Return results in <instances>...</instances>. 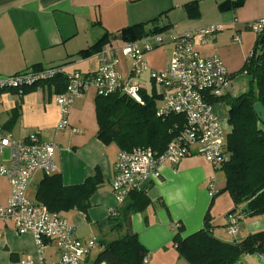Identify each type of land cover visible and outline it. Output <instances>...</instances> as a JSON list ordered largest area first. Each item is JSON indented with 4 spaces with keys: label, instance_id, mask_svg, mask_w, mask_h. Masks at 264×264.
<instances>
[{
    "label": "crops",
    "instance_id": "obj_1",
    "mask_svg": "<svg viewBox=\"0 0 264 264\" xmlns=\"http://www.w3.org/2000/svg\"><path fill=\"white\" fill-rule=\"evenodd\" d=\"M193 1L198 3V18H190L185 10V5ZM226 1L233 0H0V76L48 66H62L65 73L95 72L97 55L103 50H109L118 58L116 69L126 76L131 62L119 49L131 42L122 41L119 31L129 25L150 23L153 19L158 26L169 28L158 33L166 45L143 55L148 70L136 82L144 87L147 95H151L150 71H163L168 66L173 48L171 38L202 26L220 25L224 30L206 41L196 37L194 49L202 57L217 55L233 75L254 46L256 34L247 30L246 24L264 16V0H242L238 6L220 9L219 4ZM236 34L239 42L232 40ZM104 35L106 41L99 52L87 57L78 54ZM144 38L147 36L141 39ZM150 89L157 94L152 84ZM56 95L55 85L50 82L22 91H1L0 125L16 138L38 134L42 141L56 144V173L64 186L80 184L96 170L101 173L103 182L90 197L85 213L60 212L74 227L77 238L83 241L96 238L100 246L99 241L104 239L99 237L98 230L106 235L115 232L110 231L107 219L119 206L111 190L119 150L97 139L96 94L92 89L74 99L68 114L69 125L61 131L56 130L60 120ZM217 110L220 108L214 107L218 115ZM161 175L146 192L149 206L130 217V230L147 251L145 264H187L178 256L172 242L176 225L181 226L179 233L185 238L202 229L206 212L212 218V234L222 241H241L250 234L264 231V215L244 217L236 211L238 233L233 240L226 237L227 213L233 208V202L227 193H218L225 185L223 173L213 169L201 156L192 154L177 166H163ZM44 177L42 173L34 174L28 186V197L35 199ZM212 177L217 193L214 197L208 192ZM9 194L7 180L0 177V205L6 203ZM43 253L49 262L59 256L55 242L46 243ZM36 254L32 234L19 235L12 225L0 223V264H20V259L35 258ZM96 255L92 256L91 252L86 264Z\"/></svg>",
    "mask_w": 264,
    "mask_h": 264
},
{
    "label": "built area",
    "instance_id": "obj_2",
    "mask_svg": "<svg viewBox=\"0 0 264 264\" xmlns=\"http://www.w3.org/2000/svg\"><path fill=\"white\" fill-rule=\"evenodd\" d=\"M246 27L256 35L264 32V16L248 22ZM223 30L220 25H208L172 37L173 48L167 68L150 71L151 82L159 88L155 116L164 119L171 114L179 115L183 117V127L161 153L150 147L117 152L111 190L119 205L129 193L147 191L151 183L160 180L163 166H177L192 154L201 156L213 169L227 162L228 121L227 118V122L219 118L214 105L220 103L224 107L223 100L232 97L231 74L217 55L202 57L193 47L196 37L206 41ZM232 40L239 42V35H234ZM163 42L162 36L155 35L151 39L144 38L121 46L120 53L131 62L126 76L117 71L119 60L109 50L98 53L95 72L63 73L66 86L55 97L60 110L56 130H64L69 125L68 114L74 99L89 89L98 96L124 95L143 105L140 91L144 87L136 82L148 70L143 55ZM60 73V67L48 66L0 76V92L22 91ZM72 131L76 132V129ZM56 149V144L42 141L38 134L16 138L0 125V177L5 178L10 186L6 203L0 205V223L12 225L19 235L32 234L37 245L35 258L20 259V264H86L88 256L98 246L96 238L88 241L77 238L74 227L60 213L49 211L27 195L34 174L49 176L56 173ZM208 192L211 197L216 193L213 177ZM114 213L115 210L110 215ZM226 232L228 236L236 237L238 216L229 215ZM49 242H55L57 246L59 256L56 261L49 262L44 257L45 244ZM260 257L264 259V255ZM143 263H147V257Z\"/></svg>",
    "mask_w": 264,
    "mask_h": 264
},
{
    "label": "trees",
    "instance_id": "obj_3",
    "mask_svg": "<svg viewBox=\"0 0 264 264\" xmlns=\"http://www.w3.org/2000/svg\"><path fill=\"white\" fill-rule=\"evenodd\" d=\"M241 2L242 0L226 1L219 4V8L235 7ZM185 10L190 18H198L197 1L186 4ZM155 20L122 28L119 31L120 39L133 42L168 30L169 26H158ZM246 29L248 30L247 27ZM106 37L104 35L90 48L78 54L87 57L99 52ZM52 67L62 69V66ZM242 70L250 75L251 82H255L256 91L250 89L239 96L223 100L227 107L229 127L226 136L228 160L216 168L225 178V185L218 193H227L233 202L228 215L256 217L264 215V124L253 111V105H264V32L256 35V41ZM63 73L62 69V73L44 82L53 83L57 94L62 93L66 86ZM140 94L143 105L120 94L95 96L97 139L106 146L113 144L122 151L150 147L161 153L170 140L179 134L183 127V117L174 114L164 119L156 117L159 95L153 92L147 95L144 91H140ZM102 182L103 177L98 170L82 183L71 186H64L60 175L54 173L45 176L39 183L35 199L51 212L76 210L85 213L90 206V197ZM146 192L129 193L115 209V213L109 215L107 223L110 224V231H115L117 236L108 241L100 240L101 249L88 264H144L147 251L137 235L130 230V217L144 212L149 206L150 200ZM236 211L238 215L234 214ZM211 220L209 212H206L202 229L185 238L180 236L181 226L176 227L172 242L178 256L187 264H234L243 255H264V231L250 234L241 241L226 242L212 234Z\"/></svg>",
    "mask_w": 264,
    "mask_h": 264
},
{
    "label": "rangeland",
    "instance_id": "obj_4",
    "mask_svg": "<svg viewBox=\"0 0 264 264\" xmlns=\"http://www.w3.org/2000/svg\"><path fill=\"white\" fill-rule=\"evenodd\" d=\"M154 35L155 34L148 35L147 38L151 39V38H153ZM156 35H158V34H156ZM165 45L166 44L164 41L161 45H158L156 48H160V46H165ZM244 62H245V59H243L241 61L240 67H237L235 73H233V75H231V82H232V86L234 89L232 97L239 96L245 92H248L250 89L256 91L255 82H251L250 75H248L245 70H242ZM151 84H152V86H154L153 83H150V85H148L150 93H152V91L150 89ZM155 88L157 91L159 90L158 86H156ZM214 107L217 109L220 108V111L217 110L218 115L221 118V120H223L224 122H227L226 121L227 107L226 106L223 107L220 103L215 104ZM5 155L7 156V153ZM98 235L100 238L104 239L105 241L112 240V239L116 238V236H117L115 232L106 235V233H103V230H101V229L98 230ZM226 237L229 240H233L232 237L228 236V234L226 235ZM100 249H101V247H99V246L97 248H95L92 251V256H95L97 254V252L100 251ZM234 264H264V259L258 257V255H254V254L249 255L248 254V255H243Z\"/></svg>",
    "mask_w": 264,
    "mask_h": 264
},
{
    "label": "water",
    "instance_id": "obj_5",
    "mask_svg": "<svg viewBox=\"0 0 264 264\" xmlns=\"http://www.w3.org/2000/svg\"><path fill=\"white\" fill-rule=\"evenodd\" d=\"M253 111L258 116L259 121L264 124V105L261 103H257L253 105ZM100 264H106L105 262H102Z\"/></svg>",
    "mask_w": 264,
    "mask_h": 264
}]
</instances>
